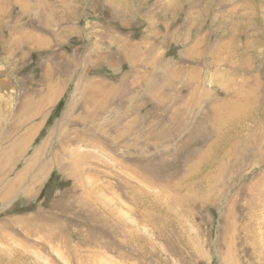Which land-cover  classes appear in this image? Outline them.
<instances>
[{
	"label": "rangeland",
	"instance_id": "1",
	"mask_svg": "<svg viewBox=\"0 0 264 264\" xmlns=\"http://www.w3.org/2000/svg\"><path fill=\"white\" fill-rule=\"evenodd\" d=\"M0 264H264V0H0Z\"/></svg>",
	"mask_w": 264,
	"mask_h": 264
},
{
	"label": "bare ground",
	"instance_id": "2",
	"mask_svg": "<svg viewBox=\"0 0 264 264\" xmlns=\"http://www.w3.org/2000/svg\"><path fill=\"white\" fill-rule=\"evenodd\" d=\"M94 96H95V94L94 93H92V96H89L88 97V99H87V102H86V104H88V105H91V104H94V103H96V99L94 98ZM42 103V102H41ZM42 106V105H41ZM243 119V117H241L240 118V120H242ZM119 133V132H118ZM117 133V134H118ZM120 136H121V134H119ZM24 137V136H23ZM132 138V137H131ZM159 142V141H158ZM18 178H19V176H18ZM82 184V183H81ZM83 186V192L87 195V197H85V200L88 202V201H91V202H94L96 199H95V197H94V195H93V191H89V190H87L86 189V187H84V185H82ZM91 188V187H90ZM80 197H82L81 195H80ZM79 197V198H80ZM78 198V197H77ZM83 199H84V196H83ZM85 201V202H86ZM81 205V204H80ZM101 209V208H100ZM99 212V211H98ZM105 212H106V209H105ZM108 212V211H107ZM29 233V232H28ZM30 234V233H29Z\"/></svg>",
	"mask_w": 264,
	"mask_h": 264
}]
</instances>
